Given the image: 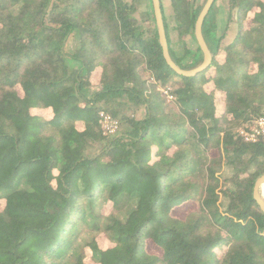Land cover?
<instances>
[{
    "label": "trees",
    "instance_id": "trees-1",
    "mask_svg": "<svg viewBox=\"0 0 264 264\" xmlns=\"http://www.w3.org/2000/svg\"><path fill=\"white\" fill-rule=\"evenodd\" d=\"M205 2L159 0L180 70ZM219 7L184 76L152 0H0V264H264V0Z\"/></svg>",
    "mask_w": 264,
    "mask_h": 264
},
{
    "label": "water",
    "instance_id": "water-1",
    "mask_svg": "<svg viewBox=\"0 0 264 264\" xmlns=\"http://www.w3.org/2000/svg\"><path fill=\"white\" fill-rule=\"evenodd\" d=\"M214 0H206L204 6L202 7L196 23H195V37L197 40V43L199 44L203 55H204V62L200 67H197L192 70H180L178 69L173 61L171 60L169 53H168V48L166 44V39H165V33H164V27H163V22H162V16H161V10L159 6V0H152V6L154 10V15L156 19V23L158 26V31H159V37H160V44L162 46V51H163V56L166 61V63L173 68L178 74L184 75V76H194L198 72L202 71L206 66L211 61V54L206 47V45L203 42V39L201 37V23L203 21V18L206 14V12L209 10L210 6L212 5ZM263 185H264V174L258 177L255 181L254 187H253V198L256 200L257 204L261 208V210L264 212V197H263ZM261 190V192H259Z\"/></svg>",
    "mask_w": 264,
    "mask_h": 264
},
{
    "label": "built area",
    "instance_id": "built-area-1",
    "mask_svg": "<svg viewBox=\"0 0 264 264\" xmlns=\"http://www.w3.org/2000/svg\"><path fill=\"white\" fill-rule=\"evenodd\" d=\"M99 118L101 128L105 136H111L117 132L119 124L115 118L103 111H100ZM238 133L246 141H256L258 139L264 141V118L259 117L255 119L253 127L250 129L249 132L245 131L244 129H238Z\"/></svg>",
    "mask_w": 264,
    "mask_h": 264
},
{
    "label": "crops",
    "instance_id": "crops-1",
    "mask_svg": "<svg viewBox=\"0 0 264 264\" xmlns=\"http://www.w3.org/2000/svg\"><path fill=\"white\" fill-rule=\"evenodd\" d=\"M225 2L226 0H219V12L217 13V31L218 34H220L223 29L225 28L226 25V19H227V10L225 7ZM161 4L164 8V11L167 15V18H169L170 22H171V7H170V0H161ZM236 25L234 23L229 25V31L227 34V37L224 39L225 43H228L231 41L232 36L235 34L236 31ZM171 37L173 38V41L175 40V36L174 34L171 33Z\"/></svg>",
    "mask_w": 264,
    "mask_h": 264
},
{
    "label": "rangeland",
    "instance_id": "rangeland-1",
    "mask_svg": "<svg viewBox=\"0 0 264 264\" xmlns=\"http://www.w3.org/2000/svg\"><path fill=\"white\" fill-rule=\"evenodd\" d=\"M138 17H139V19H142V16L139 15ZM168 21H169V23H170L169 18H168ZM73 45H74L73 40H68V42H67V44H66V51H69V52H70V51L72 50ZM92 80H93V82L95 81V75L92 76ZM163 90H164L165 94H166V92L168 91V89H163ZM167 97H169V99L172 98L170 95H168ZM216 101H217L218 111H219V108H220V97H219V96L216 97ZM99 113H100V112H99ZM137 115H138V116H141V115H142L141 111H139V112L137 113ZM255 119H257V118H255ZM255 119H254V120H255ZM254 120H251L250 122H248V123L242 125V126L239 127L238 129H239V130L244 129L245 131L249 132L250 129L253 127ZM238 129H237V131H236L237 133H238ZM238 134H239V133H238ZM108 137H109V136H108ZM262 191H263V190H262ZM263 195H264V194H263ZM263 197H264V196H263ZM0 202H2V201L0 200ZM100 244H101L102 246H106V245H107V240L105 239V237H101V238H100Z\"/></svg>",
    "mask_w": 264,
    "mask_h": 264
}]
</instances>
